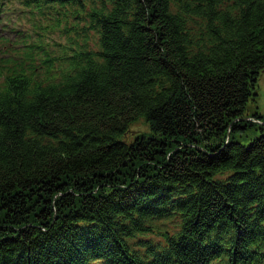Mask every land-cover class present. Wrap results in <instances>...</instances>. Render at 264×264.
I'll list each match as a JSON object with an SVG mask.
<instances>
[{"label":"trees","instance_id":"trees-1","mask_svg":"<svg viewBox=\"0 0 264 264\" xmlns=\"http://www.w3.org/2000/svg\"><path fill=\"white\" fill-rule=\"evenodd\" d=\"M263 71L264 0H0V264H264Z\"/></svg>","mask_w":264,"mask_h":264},{"label":"rangeland","instance_id":"rangeland-1","mask_svg":"<svg viewBox=\"0 0 264 264\" xmlns=\"http://www.w3.org/2000/svg\"><path fill=\"white\" fill-rule=\"evenodd\" d=\"M257 86L258 94L251 95L247 102L244 114L245 120L243 121L247 124L248 119H253L255 120V124L248 125L247 127L244 126L243 128H236L234 131L236 138L244 144H249L250 139L264 133V71L259 76ZM257 114H259L260 118L254 119L253 117ZM142 132H150V127L143 117L130 124L128 131L120 139L131 142L137 134ZM155 223L158 226L155 232L146 234L142 238L151 239L155 243H164V237L161 233L166 229L170 232L178 230L181 219L179 216H174L164 221H155Z\"/></svg>","mask_w":264,"mask_h":264}]
</instances>
